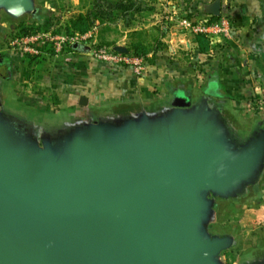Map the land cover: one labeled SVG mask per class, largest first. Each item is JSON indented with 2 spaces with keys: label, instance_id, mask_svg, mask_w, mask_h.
Listing matches in <instances>:
<instances>
[{
  "label": "water",
  "instance_id": "obj_1",
  "mask_svg": "<svg viewBox=\"0 0 264 264\" xmlns=\"http://www.w3.org/2000/svg\"><path fill=\"white\" fill-rule=\"evenodd\" d=\"M1 10L19 18L38 8L0 0ZM203 11L220 16L221 0ZM156 112L85 119L40 144L0 101V264H222L231 240L209 235L210 196L255 183L264 130L236 146L206 100Z\"/></svg>",
  "mask_w": 264,
  "mask_h": 264
},
{
  "label": "crops",
  "instance_id": "obj_2",
  "mask_svg": "<svg viewBox=\"0 0 264 264\" xmlns=\"http://www.w3.org/2000/svg\"><path fill=\"white\" fill-rule=\"evenodd\" d=\"M38 1L36 0V7ZM109 1L111 3L116 0ZM213 1L135 0L131 5L112 6L108 14L104 15L102 22L96 21V25L99 31L109 27L117 28L122 33L118 45L127 49L129 43L135 41L132 38L129 42L127 35L130 36V32L136 31L133 37L141 32L156 34L160 32L169 42L167 45L169 54L177 53L180 50L178 42L185 41V58L174 56L176 53L169 55L167 60L157 58L151 65L150 73L138 77L127 68H110L105 63L101 64L90 56L87 48L73 45L58 60L52 62L54 68L45 76L46 98L35 97L33 100H43L50 105L63 103L71 106L69 119L62 118L65 125L70 126L85 120L84 111L95 101L96 95L87 94L86 91L94 93L98 90L105 95H112L121 89L126 96H138L147 91L151 84H157V87L161 86L164 90L177 79L186 80L189 84L192 79H198V82L201 81L200 84L205 83V100H209L207 101L209 106L214 105L211 108L219 111V116L225 120L224 125L229 139L233 140L234 136L238 145L247 142L256 133L264 130V0H221V14L230 18L234 28L231 38L219 43L220 54L215 58H206L208 52H199L194 39L186 29L170 28V21L165 18L171 10L180 9L184 15L185 12H193L197 16L206 15L203 5ZM62 2L72 4L73 7L80 4V0L71 2L56 0L52 6L49 3L50 6L48 4L44 11L48 14L62 12L61 7L64 6ZM92 2L93 0H90L85 5L77 6L76 10L71 9L65 19L62 12L61 17L60 15L57 17L62 22L60 25H64L73 15L85 13L93 6ZM41 12L38 8L37 13L31 15L33 18L31 20L43 21L45 13L43 10ZM100 38L107 40L103 35H100ZM196 52L199 55L194 54ZM18 76L19 74H16L15 78ZM1 78L0 76V80ZM187 93L184 90H175L173 96L185 101L190 98ZM81 96L87 98V104L84 106L79 104ZM240 120L242 122L238 123ZM263 169L264 161L260 173ZM260 178L258 176L256 180Z\"/></svg>",
  "mask_w": 264,
  "mask_h": 264
},
{
  "label": "rangeland",
  "instance_id": "obj_3",
  "mask_svg": "<svg viewBox=\"0 0 264 264\" xmlns=\"http://www.w3.org/2000/svg\"><path fill=\"white\" fill-rule=\"evenodd\" d=\"M45 1L48 2L45 3ZM69 1L71 2L72 0ZM54 2H56V0H39L37 2V7L40 9V12L43 10V13H45L42 19L43 22L41 21L42 24H40L41 28L52 23L56 26L60 25L62 22L57 19V17L59 15L61 17L62 12V17L65 19L71 9L73 11L77 6L82 4L85 5L90 2V0H80V4H75V7H73L72 4H67V2H62L64 4V6L61 7V10H63L62 12H56L55 14L46 13L44 10L47 9L48 4L51 3L52 6ZM173 13L176 18H187L184 14L180 16L178 10H171L169 12V14ZM31 19H33L31 14L13 18L4 10L0 11V58L5 59L9 65V68H7V71L2 75L0 80L1 110L19 132L31 137L36 142L39 140L38 137H41L46 142L53 144L55 140L60 139L65 130H67L68 126L65 125L66 123L62 118L69 119L68 113L72 111V107H68L63 103L50 105V103H44L43 100L42 102L34 101L33 99L35 97L46 98L44 92L46 82L45 76H47L51 68H54L52 62L58 60L61 55L58 57L46 56L47 58L43 57L41 59H36L23 55L9 44L12 37L20 33L18 24L36 25L34 22H31ZM176 21H178V19H173L169 22L171 24L169 25L170 28L177 30L176 27H182L178 25L179 23L177 22V24ZM163 22H165V20ZM61 26L64 30V25ZM89 31L93 33L92 40L95 45H99V41H103L104 44L102 45L111 46L113 48L116 46L120 47V44L118 45L117 43L121 41L120 36L122 33L117 28L109 27L99 31L98 25H95L87 31L73 33L84 34ZM64 32L67 33L65 30ZM134 32H130V36L127 35L129 42L132 38V40L139 39L145 46L147 45L149 48L154 49L149 51L146 55H141L144 57L147 64L146 72L143 76L150 73L151 65L155 63L157 58L167 60L169 55L176 53L170 52L169 54L167 48L169 42L167 39L165 40L163 33L141 32L133 37ZM100 35H103V38L106 36L107 40L100 38ZM221 41V39L218 40V37H213L210 41V50L208 56H205L206 58H215L216 55L220 54L219 43ZM73 45L87 48L89 54L90 48L93 46L90 43L83 44L81 42ZM178 46L180 47V50H178L180 53L177 52L174 56L179 55L180 58H185V41H179ZM126 52H128V49ZM194 54L198 53L196 52ZM90 56L92 57L91 54ZM97 62L101 63V61L98 60ZM16 74H19L18 78H15ZM200 82H198V79H192L189 84L186 83V80L177 79L172 84H168L164 90L161 86L157 87V84H151L147 91L138 96H126L121 89H116L117 91L112 95H105L98 90L94 93L86 91L87 94L96 95L94 96L95 101L92 103V106H87V108L90 109L89 112H92L93 116L97 118L94 120L96 121L94 123L105 125L120 119L129 118L141 111L164 112L166 109L171 108L175 102L179 104L189 103L191 105L193 103V105L196 106L199 102L206 99V97H204L205 83L200 84ZM175 90H184L188 92L187 94L190 95V98L185 101L178 98L176 99L173 96ZM206 101L209 102V100ZM212 106L214 107V105ZM229 113L231 114V112ZM240 122L242 121L240 120L238 123ZM255 182H257L255 185V194V191L249 190L252 186L247 185L244 188V197L238 198L236 197L237 194L233 197L210 196L214 215L213 220L208 224L209 235L231 240L228 242L227 247L218 254L222 264H253L258 261L264 262V176H261V178Z\"/></svg>",
  "mask_w": 264,
  "mask_h": 264
},
{
  "label": "built area",
  "instance_id": "obj_4",
  "mask_svg": "<svg viewBox=\"0 0 264 264\" xmlns=\"http://www.w3.org/2000/svg\"><path fill=\"white\" fill-rule=\"evenodd\" d=\"M165 18L170 21L178 19L179 24L187 29L190 35L202 34L210 41L213 37L221 40L230 39L234 28L232 21L222 14L215 19L206 15L191 17L192 19L176 18L174 13L165 15ZM92 37V31L84 34H67L61 25L56 26L52 23L38 31L16 34L9 44L23 55L41 59L46 56L58 57L70 50L73 44L90 43L93 45L90 48V54L94 59L113 68H129L136 76L145 74L147 64L143 56L118 52L107 45H95Z\"/></svg>",
  "mask_w": 264,
  "mask_h": 264
},
{
  "label": "trees",
  "instance_id": "obj_5",
  "mask_svg": "<svg viewBox=\"0 0 264 264\" xmlns=\"http://www.w3.org/2000/svg\"><path fill=\"white\" fill-rule=\"evenodd\" d=\"M133 1L135 0H116L110 3L109 0H93L92 2L93 6L87 9L85 13H79V14L73 15L72 17L68 19L67 22H65L64 30L67 33L87 31L89 28L96 25V21L102 22L104 15L108 14V10L112 6L116 7L119 4L131 5L134 3ZM179 14H183V10L180 9ZM184 16L187 18H191V17H196L197 15L193 12H185ZM206 16L210 17L211 19L216 18V17H212L209 15H206ZM224 16L229 18L227 15H224ZM31 22L32 23L34 22V24L36 25L33 26L32 24H27V25L18 24V26L20 27L19 34L30 33V32L38 31L41 29L40 24H42L43 21L41 22V21L31 20ZM191 36L194 39L196 46L200 53L209 52L210 50V40L209 39H207L202 34H195ZM99 44L102 45L104 43L103 41H99ZM127 49H128L127 53L134 54V55H146L149 51L154 50L153 48L152 49L149 48L147 45L145 46L144 43L139 39L130 42Z\"/></svg>",
  "mask_w": 264,
  "mask_h": 264
},
{
  "label": "flooded vegetation",
  "instance_id": "obj_6",
  "mask_svg": "<svg viewBox=\"0 0 264 264\" xmlns=\"http://www.w3.org/2000/svg\"><path fill=\"white\" fill-rule=\"evenodd\" d=\"M7 68H8V64H7V62L4 60V59H1L0 58V76L2 77V75L7 71ZM90 111V109H87V110H85L84 111V114H85V119L88 121V123L89 122H91V121H93V120H95V119H97V118H95V116H93V113L92 112H89ZM222 120H223V122H225V120L222 118ZM39 138V140H38V142L40 143V144H42L45 140L43 139V138H41V137H38ZM236 141V138L233 136V140L232 139H230V142L233 144V145H236V146H239L238 144L239 143H237V142H235ZM261 176H264V169H263V171H261V173H260V175H259V177H261ZM257 181V180H256ZM256 183L257 182H255V183H253V184H250L252 187H251V189H249L250 191H255L254 192V194L256 193V189H255V185H256ZM245 192H244V190H242L239 194H237V196L236 197H238V198H240V197H244L245 196V194H244ZM246 193H248V192H246ZM246 195H248V194H246ZM237 198V199H238ZM253 264H264V262H260V261H258V262H255V263H253Z\"/></svg>",
  "mask_w": 264,
  "mask_h": 264
}]
</instances>
